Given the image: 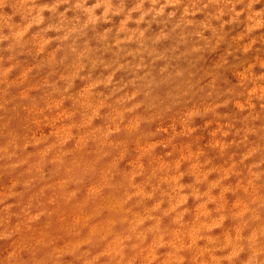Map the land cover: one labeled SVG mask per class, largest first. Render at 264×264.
<instances>
[{"label":"clouds","instance_id":"9594fccd","mask_svg":"<svg viewBox=\"0 0 264 264\" xmlns=\"http://www.w3.org/2000/svg\"><path fill=\"white\" fill-rule=\"evenodd\" d=\"M0 264H264V0H0Z\"/></svg>","mask_w":264,"mask_h":264}]
</instances>
